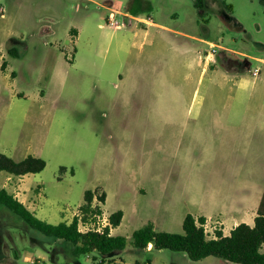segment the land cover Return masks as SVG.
Wrapping results in <instances>:
<instances>
[{
    "label": "rangeland",
    "instance_id": "rangeland-1",
    "mask_svg": "<svg viewBox=\"0 0 264 264\" xmlns=\"http://www.w3.org/2000/svg\"><path fill=\"white\" fill-rule=\"evenodd\" d=\"M207 1L200 13L196 0H0L6 9L4 19L0 14V152L47 164L27 178L0 173V186L51 224L70 223L92 191L93 205L107 216L125 214L113 236L130 239L150 223L156 231L182 234L185 217L197 214L206 194L240 180V164H225L227 149L211 144L205 130L191 146L189 119L208 126L212 118L204 110L221 112L231 86L220 79L214 84L210 74L199 80L194 59L210 47L193 38L218 47L210 71L221 67L223 49L264 59V0ZM222 2L232 6L243 31L224 18ZM128 7L157 25L148 27L144 45L143 37H134L135 20L119 16L123 29L107 27L111 10L123 14ZM10 39L21 41L19 58L7 52ZM249 61L261 75L254 90L253 71H245L254 96L244 106L264 109V64ZM226 167L234 174L221 186ZM263 167L255 160L246 172ZM22 227L0 209V264H29L28 258L51 264L47 252L57 244L34 245ZM130 248L111 264H231L214 257L193 262L169 250L138 256ZM66 256L56 255V262H67ZM83 264L95 262L90 256Z\"/></svg>",
    "mask_w": 264,
    "mask_h": 264
},
{
    "label": "trees",
    "instance_id": "trees-1",
    "mask_svg": "<svg viewBox=\"0 0 264 264\" xmlns=\"http://www.w3.org/2000/svg\"><path fill=\"white\" fill-rule=\"evenodd\" d=\"M206 4H209L207 0H196L195 7L202 13ZM220 7L224 18L243 31L242 25L232 16V6L222 2ZM20 44L21 41L18 39H10L7 44L8 54L19 58L17 45L20 47ZM218 61L229 73L245 74L247 73L245 71L251 69L248 58L234 59L226 50L220 53ZM5 66L6 62L2 68ZM46 165L44 159L35 156L30 155L22 161H16L0 152V173L14 177L40 174L45 170ZM95 196V192L92 191L85 193L84 204L80 206L78 215L70 223L51 224L38 218L14 194L2 186H0V209L10 213L22 224L25 232L31 235L32 244L40 247L54 245L47 241L57 244L47 252L51 264H58L56 255H64V253L67 255V262L62 264H83L84 258L90 256L95 264H111L114 258L128 250L129 245L131 247L129 250L138 256H143L148 251L169 250L185 253L193 262L214 257L231 264H264V195L253 227L241 224L229 237L219 233L217 239H208L203 228L205 219L196 220L191 214H188L183 221L182 234L156 231L151 223L133 232L130 239L111 235L109 227L101 233L96 231L82 233L79 229L80 223L87 224L96 215L103 213L99 205L93 206ZM99 200L104 203L105 195L100 196ZM123 218V211L110 215L109 222L112 229L119 228ZM150 245L152 248L149 250Z\"/></svg>",
    "mask_w": 264,
    "mask_h": 264
},
{
    "label": "crops",
    "instance_id": "crops-1",
    "mask_svg": "<svg viewBox=\"0 0 264 264\" xmlns=\"http://www.w3.org/2000/svg\"><path fill=\"white\" fill-rule=\"evenodd\" d=\"M0 14L1 18L4 19L6 16V9L4 7L0 8ZM125 14L132 17V20L135 21L143 17L140 11L132 8L127 10ZM136 24L137 27L133 31L134 37H143L142 45H144L150 35L148 27H155L157 25L152 22L151 26L143 28L139 27L140 23ZM159 28L168 30L164 26H159ZM193 40L208 45L213 44L203 39L193 38ZM226 51L230 52L235 58H239L240 56L264 64V59L262 58H252L231 50ZM203 53L198 52L194 59V63L200 70L199 80H203L210 74L214 84L218 81L221 82L220 80H223L222 82L226 85L231 84L229 87L230 96L228 98L231 104H228L227 99V103L221 112L213 109V107L205 109L203 112L205 116H209L210 120L212 118V122L208 126L200 127L197 119H189L190 123L193 124V133L190 140L191 146L198 144L201 132L205 130L206 134H208L207 137L211 139V144L219 142L220 145H223L227 149L225 157H223L225 164L234 162L240 164V169L236 171L239 174L238 178L240 180H236V182L234 180V183L230 186L228 185V188L223 191L220 187V189L215 190L213 193L206 194L197 205V214L192 215L196 220L199 218L205 219V224L208 227V239H217L219 233L224 237H229L241 224H246L250 227L255 225L264 195V167L262 173H259V171L257 173L246 171L248 166L255 162V160L264 163V109L261 107L249 109L244 106L254 96L246 81L247 74L229 73L219 66H214V70L210 71L208 65L210 62H214L215 57H212L213 59L210 58L211 60H206L207 53L204 56ZM256 70H259V73L257 76H254L253 73ZM250 71H253L251 77L254 79L253 83L255 84L253 89L256 90L261 70L259 68L252 70L251 68ZM259 93L260 96H264V84L259 89ZM195 96L196 94H194ZM206 96H209L211 99L214 94L207 93ZM249 116L252 118H248ZM222 119L225 121V125H223ZM226 169L227 172L221 182V186L234 174V171L230 174L228 167ZM28 176L22 178H27ZM102 214L107 215L104 212ZM114 230L111 229V234ZM151 248L152 245H150L149 249Z\"/></svg>",
    "mask_w": 264,
    "mask_h": 264
},
{
    "label": "built area",
    "instance_id": "built-area-1",
    "mask_svg": "<svg viewBox=\"0 0 264 264\" xmlns=\"http://www.w3.org/2000/svg\"><path fill=\"white\" fill-rule=\"evenodd\" d=\"M119 16H123V18H128V19H133L129 15H126L125 13L121 14L119 11L111 10L110 14L107 17V27L113 28L116 30H121L125 27V24L119 20ZM137 22H139L141 25L144 26H151L152 25V19L151 17H142L140 19H136ZM101 28H104L101 26ZM210 50L206 55V60H211L210 58H214L217 54V46L215 44H209ZM259 73V70H256L253 75L257 76ZM109 227L112 229L110 222H109V216L101 214V215H96L93 219L90 220L89 223L87 224H79V229L82 233H86L89 231H96V232H103L105 228ZM203 228L205 230V234L208 235V227L206 224L203 225ZM27 262L29 264H35L37 261L32 258H28Z\"/></svg>",
    "mask_w": 264,
    "mask_h": 264
}]
</instances>
